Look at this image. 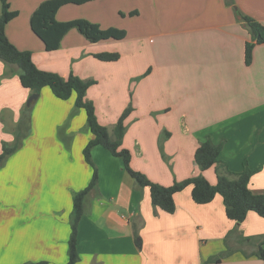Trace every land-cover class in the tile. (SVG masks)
<instances>
[{"label": "crops", "instance_id": "obj_1", "mask_svg": "<svg viewBox=\"0 0 264 264\" xmlns=\"http://www.w3.org/2000/svg\"><path fill=\"white\" fill-rule=\"evenodd\" d=\"M8 1L10 10L18 12L5 26L9 41L31 51L43 71L94 80L86 99L111 137L131 106L121 148L129 151L133 170L166 187L199 174L214 185V168L201 171L194 153L207 138L215 144L223 138L220 159L234 173L244 161L259 169L249 189L264 192V44L254 46L246 65L245 44L255 41L224 0L65 5L55 15L59 22L100 24L114 13L124 14L122 20L145 14V27L131 36L126 30L122 40L97 43L73 29L52 52L30 28L32 13L46 0ZM234 2L264 25V0ZM132 11L137 14L130 16ZM144 35L145 52L139 45ZM99 53H118L119 59L103 62L94 57ZM30 95L0 61V152L2 143L13 142ZM242 133L247 137L237 141L236 134ZM228 134H235L236 143L230 145ZM91 138L85 111L75 108V95L60 100L43 88L32 105L27 137L0 168V264H67L72 197L92 176L82 154ZM91 157L98 180L84 200L76 264H264L254 254L258 240H244L264 234V219L256 213L236 223L227 218L221 196L196 204L192 187L174 195L172 214L155 210L149 188L135 187L122 160L100 146ZM135 226L140 250L133 239ZM215 257L218 262H208Z\"/></svg>", "mask_w": 264, "mask_h": 264}, {"label": "trees", "instance_id": "obj_2", "mask_svg": "<svg viewBox=\"0 0 264 264\" xmlns=\"http://www.w3.org/2000/svg\"><path fill=\"white\" fill-rule=\"evenodd\" d=\"M91 1L94 0H46L40 3L30 17V28L42 41L47 52L58 50L63 37L73 29L78 31L90 43L110 39L122 40L126 37V31L123 29L114 27L104 29L99 24L85 19H74L66 22L56 20L55 15L61 7L65 5H83ZM0 3V61L9 72L16 73L21 86L31 94H36L37 98L43 88H48L60 100H67L75 95V108L85 111L86 127L92 134V138L82 151L85 162L92 168V176L88 185L83 190L74 193L72 197L71 233L68 240L67 264H76L79 259L76 245L77 227L83 216L84 200L88 193L96 187L98 180L97 169L91 157V151L96 146L104 148L112 156L119 157L122 160L123 168L133 179L135 187L138 189L149 188L151 203L155 210L159 208L172 214L175 211L174 195L187 187H192L191 196L196 204H207L216 195L221 196L227 218L236 223H242L249 212H254L264 219V192L254 193L249 189L251 177L259 169H250L247 162L244 161L243 169L240 172L230 171L227 164L220 159L223 142L215 144L207 138L200 143L194 153V161L201 171L214 168L217 177V182L214 185L210 184L202 174H199L182 181H175L172 185L166 187L153 183L143 173L133 170L130 165L131 156L129 151L121 148L125 133L124 121L132 110L131 106L127 107L120 115L113 129V137H111L106 127L98 122L94 104L86 99V92L90 86L95 84V81L92 79L83 80L73 74L64 78L57 73L39 69L33 62L31 51L17 49L7 38L5 26L17 17L18 12L10 10L8 0H0ZM224 3L232 8L237 19L246 26L251 38L255 41L254 43L247 42L245 44V64L249 65L254 46L264 44V25L244 14L237 7L234 0H224ZM136 14L137 11L129 13L130 16ZM120 15L123 14L120 13ZM94 57L103 62H113L119 59V54L99 53L95 54ZM35 101L23 107L14 131L13 142L11 144L2 143L0 168L3 167L10 156L21 148L23 140L27 137L30 131L32 105ZM159 146L162 151V140ZM133 239L135 246L140 250L142 242L136 226L133 231ZM250 239L258 240L254 254L264 262V234L253 238H244L245 241ZM223 255H226V253ZM219 258H210L208 262H218Z\"/></svg>", "mask_w": 264, "mask_h": 264}, {"label": "rangeland", "instance_id": "obj_3", "mask_svg": "<svg viewBox=\"0 0 264 264\" xmlns=\"http://www.w3.org/2000/svg\"><path fill=\"white\" fill-rule=\"evenodd\" d=\"M122 16H124V14ZM122 16L120 15V13H114L113 16L108 17L107 19H104V18L101 19L100 20V24H101V26H104L105 28L111 26V27H114V28L123 29L125 31L127 30L128 33L130 34V36L133 35V33L137 29H139V28L141 29V28L145 27V14L141 18L132 19V20H127V19L126 20H122ZM139 45H140V48L144 49V52H145V35L140 37ZM118 46H121V45H118ZM117 48H119V47H117ZM119 50H121V49H119ZM228 133H231V132H228ZM234 135L235 134H233L232 137H230V138L228 137V136H230V134L224 135L225 138H229L230 145H231L232 142L236 143V139H234ZM246 137H247V134L244 137H243V133L240 134V135L236 134L237 141L241 140V139H244ZM221 142H223V144L226 145V140L225 139L222 138ZM112 157H114V156H112ZM114 158L120 159L119 157H114Z\"/></svg>", "mask_w": 264, "mask_h": 264}, {"label": "water", "instance_id": "obj_4", "mask_svg": "<svg viewBox=\"0 0 264 264\" xmlns=\"http://www.w3.org/2000/svg\"><path fill=\"white\" fill-rule=\"evenodd\" d=\"M36 99H37V95H36V94H31V95L29 96V98L27 99L26 104H27V105H30V103L33 102V101H35Z\"/></svg>", "mask_w": 264, "mask_h": 264}]
</instances>
